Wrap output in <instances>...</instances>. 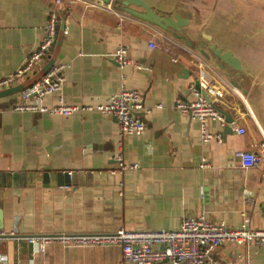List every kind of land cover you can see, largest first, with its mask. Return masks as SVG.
Segmentation results:
<instances>
[{"label": "crops", "instance_id": "obj_1", "mask_svg": "<svg viewBox=\"0 0 264 264\" xmlns=\"http://www.w3.org/2000/svg\"><path fill=\"white\" fill-rule=\"evenodd\" d=\"M143 1L159 17L178 16L187 23L176 31L127 12L142 13L140 7L75 0L64 21L66 31L56 60L65 66L64 83L60 93L42 102L52 107L61 96L68 106H97L122 88L137 90L143 99L138 114L145 124L141 135H121L116 121L98 112L67 117L16 112L13 106L23 103L20 94L0 98L1 231L15 230L25 238L174 230L185 216L198 215L231 228L264 229L263 95L261 101L252 93L255 82L245 67L243 72L223 69L231 79L215 69L214 34L202 32L195 45L179 36L190 25L184 11ZM69 6L66 0L61 5L54 0H0V78L21 68L43 40L48 12L55 8L60 23ZM149 42L155 44L154 50ZM119 46L127 48L131 62L124 68L113 57ZM200 70L211 88L222 94L220 100L212 98V104L231 115L236 127L244 129L243 135L209 120L208 131L221 133L223 141L203 144L199 123L176 110L178 98L193 99L190 87ZM240 74L244 81L235 82L233 77ZM242 152L259 155L260 165L242 168L238 157ZM118 154L137 168L120 170ZM202 158L207 168H200ZM58 172H71L69 185L44 181L45 174ZM213 257L219 264H264V243L223 244ZM120 260L119 246L50 243L40 250L24 239L0 244V264H119Z\"/></svg>", "mask_w": 264, "mask_h": 264}, {"label": "built area", "instance_id": "obj_2", "mask_svg": "<svg viewBox=\"0 0 264 264\" xmlns=\"http://www.w3.org/2000/svg\"><path fill=\"white\" fill-rule=\"evenodd\" d=\"M63 1L54 0V3L55 5H61ZM66 1H69L70 6L63 12L64 21L69 18L71 4L75 0ZM107 7L109 8V6ZM58 17L59 13L55 8L48 12L43 40L28 54L21 68L6 77L0 78V90L24 82L31 78L37 69L42 67L51 54L56 40L59 27ZM65 31L64 28L63 35ZM148 47L154 50L155 44L149 42ZM113 57L120 68L131 65L128 50L123 46L116 48ZM135 67L138 70L149 71V68ZM199 67L201 68L202 65H199ZM64 69L63 64L55 62L39 81L19 93L23 103L15 104L13 110L61 117H67L80 111H94L113 118L121 135L139 136L144 132L145 124L138 116L143 111V99L141 93L137 90L122 88L118 94L111 96L106 103L97 106H68L61 96H58L57 104L52 107L42 105L45 97L60 93L64 83ZM197 82L198 88L195 84L190 87L193 99L185 101L178 98L175 101V108L181 115L188 116L199 123L201 143L216 142L222 144V134H211L207 129V122L209 120L215 121L222 128H225L227 126L225 118L214 108V105L208 103L202 92L206 93L210 100L212 98L220 100L222 94L211 88L203 70H200ZM231 90L241 96L235 87H232ZM28 100H31V102L25 103ZM228 126L231 131L236 132L238 135L245 133L243 128L236 127L235 121H232ZM238 157L240 166L244 169L256 168L261 163L260 156L253 152H242L238 154ZM115 160L120 170L137 168V164H125L122 154H118ZM207 167L208 164L202 158L200 168ZM68 175L71 176V172H68ZM241 214L244 216L243 212ZM6 239H24L30 245L36 244L40 250H44L46 245L50 243H58L64 247L119 246L121 248L119 264H219L213 255L221 245L227 243L261 245L264 243V229L252 230L247 225L231 228L224 222H215L204 215H198L185 216L179 227L174 230L127 231L121 229L112 234L25 238L18 236L15 230L9 233L0 230V244Z\"/></svg>", "mask_w": 264, "mask_h": 264}, {"label": "rangeland", "instance_id": "obj_3", "mask_svg": "<svg viewBox=\"0 0 264 264\" xmlns=\"http://www.w3.org/2000/svg\"><path fill=\"white\" fill-rule=\"evenodd\" d=\"M149 1L157 5L160 2L165 3L171 6V11H184L191 20L190 25L182 29L179 36L191 40L193 44H198L202 32L214 34L215 47L228 48L233 56L239 58L241 66L245 67L250 78L254 79L252 93L262 101L259 85L264 83V44H261V38H264V0ZM216 29L218 30L215 31ZM240 36L244 37L243 42ZM222 64L224 63L215 57V69L221 71L226 79H231L223 69L226 72L233 69ZM244 79L243 74L233 77L235 82L242 83ZM244 88L246 89V85ZM247 88L250 90L248 86Z\"/></svg>", "mask_w": 264, "mask_h": 264}, {"label": "water", "instance_id": "obj_4", "mask_svg": "<svg viewBox=\"0 0 264 264\" xmlns=\"http://www.w3.org/2000/svg\"><path fill=\"white\" fill-rule=\"evenodd\" d=\"M103 2L106 1H111V2H121L125 5H132L135 7H140L143 9L142 13L135 12L133 10L128 9L127 12L131 14L132 16H135L136 18H139L145 22L153 23L156 24L162 28H172L176 31L180 30V28L186 24V20L179 18L178 16H175L173 19L172 18H161L158 15L154 14L148 4H146L143 0H100ZM63 32H64V20H61L59 23L58 31H57V36L56 40L53 45V49L51 54L47 57L45 60L44 64L42 67L33 75L31 78L25 80L24 82L4 89L0 90V98L2 97H7V96H12L15 94L21 93L23 90L27 89L28 87L32 86L34 83L39 81L47 72L48 70L52 67V65L56 62L59 49L62 44L63 40ZM212 50L215 52V55L220 59V61L229 67H231L233 70L237 72H243V68L241 66V63L238 58L233 56L232 52L227 51V52H222L220 49H217L216 47H212ZM196 88H198V82L195 83ZM262 89V95L264 99V83L261 85ZM203 96L205 99L208 101V103L212 104V101L208 98L206 93L202 92ZM213 105V104H212ZM217 111L222 114L225 118V122L227 126L225 127L226 130H230L229 124L234 120L231 115L228 113L220 110L217 106H214ZM67 173H52V174H45L44 181L48 180L54 183L56 182L58 185H69L70 180L68 178Z\"/></svg>", "mask_w": 264, "mask_h": 264}, {"label": "trees", "instance_id": "obj_5", "mask_svg": "<svg viewBox=\"0 0 264 264\" xmlns=\"http://www.w3.org/2000/svg\"><path fill=\"white\" fill-rule=\"evenodd\" d=\"M218 29H216L215 31H217ZM240 38H241V41L243 42V40H244V37L242 36H240ZM262 39V42H261V44L263 45L264 44V38L262 37L261 38ZM217 49H220L221 51L223 50L224 52H227V51H229V49L228 48H219L218 46L216 47ZM231 52V51H230ZM239 59V58H238ZM241 62V61H240Z\"/></svg>", "mask_w": 264, "mask_h": 264}]
</instances>
